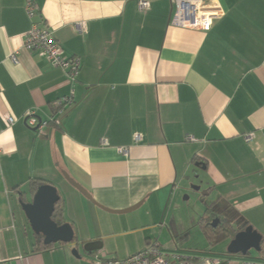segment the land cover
Returning <instances> with one entry per match:
<instances>
[{
	"label": "crops",
	"instance_id": "1",
	"mask_svg": "<svg viewBox=\"0 0 264 264\" xmlns=\"http://www.w3.org/2000/svg\"><path fill=\"white\" fill-rule=\"evenodd\" d=\"M33 1L81 68L60 124L29 128L25 112L47 119L71 86L23 47L25 0H0V264H93L151 244L190 264H264V0H217L208 31L171 26L169 0L145 11L137 0ZM37 181L57 188L71 244L41 248L30 228L19 192L30 201ZM195 182L210 201L191 211L180 196ZM211 218L252 226L260 250L228 254L232 236L212 244ZM173 228L195 232L179 241Z\"/></svg>",
	"mask_w": 264,
	"mask_h": 264
},
{
	"label": "built area",
	"instance_id": "2",
	"mask_svg": "<svg viewBox=\"0 0 264 264\" xmlns=\"http://www.w3.org/2000/svg\"><path fill=\"white\" fill-rule=\"evenodd\" d=\"M171 4V14L169 24L174 27L184 29H195L208 31L211 29L214 19L223 15V10L217 0H169ZM140 11L149 8V0H137ZM25 11L31 19V27L26 33L23 47L28 50H37L45 61L62 69L71 86L68 94L51 102L52 112L47 119H39L34 110H27L24 114L26 125L36 132H41L50 123L58 126L61 116L67 108L74 103V85L81 68V60L78 56L65 54L59 42L55 39L52 30L44 24L39 15V7L33 0H25ZM86 26L84 22L76 24V29L83 32ZM11 60L17 62L15 55H11ZM4 119L8 125L14 123V118L10 114H5ZM252 134H247L245 140L249 141ZM106 144V141H102ZM126 153V149H121ZM220 258H207L206 264H219ZM190 258L182 253L166 254L159 249L156 244L146 246L122 260L96 258L93 264H190Z\"/></svg>",
	"mask_w": 264,
	"mask_h": 264
},
{
	"label": "water",
	"instance_id": "3",
	"mask_svg": "<svg viewBox=\"0 0 264 264\" xmlns=\"http://www.w3.org/2000/svg\"><path fill=\"white\" fill-rule=\"evenodd\" d=\"M193 189L199 191V186H193ZM203 194H207L204 190ZM60 199L57 188L46 182L37 187L30 201L25 202L21 199L19 204L29 222L30 228L35 233L43 236L45 244L66 243L71 244L74 240V231L70 223L64 222L58 225L53 219L52 214L56 202ZM137 205L122 210L127 212L133 210ZM218 219L211 221L212 226H216ZM261 235L248 225L235 233L229 241L226 251L231 255H246L251 249L260 250ZM72 253L78 255L77 249L73 248Z\"/></svg>",
	"mask_w": 264,
	"mask_h": 264
},
{
	"label": "trees",
	"instance_id": "4",
	"mask_svg": "<svg viewBox=\"0 0 264 264\" xmlns=\"http://www.w3.org/2000/svg\"><path fill=\"white\" fill-rule=\"evenodd\" d=\"M44 183L45 182H43V181L34 182V187L32 190L34 191L35 189H37V187L39 185L44 184ZM24 194H25L24 192H19V199L27 202ZM52 219L58 225H61L65 222L62 218L61 196H60V199L55 204L54 212L52 214ZM237 231H239V230H234L228 222H224V221L221 222L220 220L217 222L216 226H212V224L209 223L208 226L205 227L206 237L212 244H216V243L220 242L221 240H223L229 236L233 237ZM35 235H36V239L40 243L41 248H48L52 245V244H45L43 242L42 234L35 233ZM74 238H75V236H74Z\"/></svg>",
	"mask_w": 264,
	"mask_h": 264
},
{
	"label": "rangeland",
	"instance_id": "5",
	"mask_svg": "<svg viewBox=\"0 0 264 264\" xmlns=\"http://www.w3.org/2000/svg\"><path fill=\"white\" fill-rule=\"evenodd\" d=\"M198 186V183H193V184H189V188H188V192L187 193H183L180 196V200H182V202L184 204H186L187 206H189L190 210L192 211V209H198L199 207L202 206V204H209L210 198L208 195H205L202 193L203 190H199L196 191L193 189V186ZM214 220L213 218H211L210 221ZM174 230V238H178V240H183L185 238H188V236L193 235V233L195 231H193V229H189L188 231L185 232H181L180 230H176L175 228H173ZM181 232V233H180ZM168 234V233H167ZM169 236V234H168ZM201 238V236H200ZM197 239V238H196ZM252 253H255L254 250H251Z\"/></svg>",
	"mask_w": 264,
	"mask_h": 264
}]
</instances>
